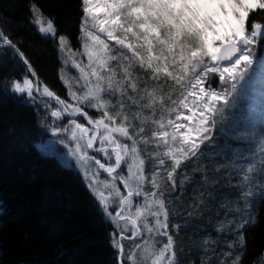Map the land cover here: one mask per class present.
I'll list each match as a JSON object with an SVG mask.
<instances>
[{
  "label": "rangeland",
  "instance_id": "374dc122",
  "mask_svg": "<svg viewBox=\"0 0 264 264\" xmlns=\"http://www.w3.org/2000/svg\"><path fill=\"white\" fill-rule=\"evenodd\" d=\"M104 3L105 0H99V10L95 11L96 20L92 21L89 18L87 30L91 31L93 35L99 36L108 45V48L103 50L102 55L117 57L115 60H108L106 68L100 67V62L96 57L93 58L92 64L89 66L84 44L87 43L90 48L94 47L97 49L101 48V46L93 45L92 40L84 35L81 31V20V24L78 27L80 39L77 36L72 38V35L69 37V35L62 32L57 33V36L67 38V44L63 50L60 48L58 39H53L50 36L46 37L37 30V35L45 37L47 45L56 54L57 68L53 75L47 76L48 78H43L36 72V75L33 76L29 72L27 65L18 56L13 57L12 50L8 49L7 46H0V70L5 71V74L11 73L12 75L3 81V85L9 86L8 91L10 90L11 97L16 98L19 106L26 107L30 111L32 109L35 111L36 117H38L37 123L39 124L38 130L40 133L37 136L34 149L45 159L54 158L55 160L53 161L57 168L63 169V167H67L63 170L69 171L73 175L76 174L80 179H77L78 183H80L87 195L96 202L97 210L100 214L99 217H96L99 222L97 224H100L106 233L108 232L107 234L111 241V245L109 246L108 244L112 256L110 258L113 260V264H118V250L113 247L110 234L117 230V226L113 223L114 211L120 210V197L125 196L127 192L124 184L119 179V175H124L128 179L129 184L133 188L136 187L135 177L129 178L125 167V162L130 161L132 157L131 154L125 156L121 167L112 176L100 169L95 162L97 159L106 166H115V154L112 152V148L115 145L104 141V146L110 147L106 148L108 155L106 156L99 151L100 140L103 135L108 134L107 130L103 127L97 130L88 122V118L85 115L80 113L73 114L72 108H81L84 113H87L88 117H100L101 111L91 107L89 100H84L90 89L98 83L96 77L92 76V71L96 70L97 75L107 77L111 74V70L115 69V79L122 81L124 67L128 65L130 59L132 60L135 65L132 79L138 85L137 91L132 92L128 88L127 96L121 97L119 93L112 96L107 110L114 115L117 111H121L117 101H123L125 105L123 111L128 116V120L124 121V117L121 115L117 117L116 123L112 126L129 127V131L136 142L139 158L145 162V180L139 186L143 194L140 196L134 194L131 205L123 206L121 214L126 218L119 220L117 234L119 235V232L122 231L125 237H132L133 232L139 229L138 234L132 240L125 241L123 239L119 241L124 247L125 257L127 258L129 255L133 257L132 260L125 259L124 264H154V261H156V264H166L170 253H165L163 259L156 260L159 251L166 244L167 236L161 234L163 230L157 231L154 227L156 217L150 215V212L157 209L149 207L152 200H163L164 202L165 200L177 198L179 187L184 188L186 184H191L195 180L193 189L203 192L200 201L201 212L203 213L204 211L206 217H210V222L207 224L212 226L211 229L214 228V232L219 238L228 229L234 228L236 231L239 227L240 213H237L235 209L237 207L243 209L245 193H252L248 200L252 204L255 216L264 211V195H261L264 192V172L260 171V161L264 158V82H262V78L257 72L247 82H238V90L233 93L230 91L229 85L222 84L219 81L218 74H209L213 81V87L217 91H228V103L217 105L218 111L213 118L215 124L211 127V131L205 134L209 138L200 144L196 156H193L190 160H184L177 169L175 174L177 186L173 190L171 182L167 179V170H170L172 160L164 153L170 146L176 149L180 148V136L178 135L177 141L173 142L171 141V135H169V143L166 145L163 141L152 138L151 133L164 130L171 133L172 131L167 126V120L175 118L176 112L171 111V109H179V104L174 105L172 100H177L178 102L181 98L182 90L174 85V82L164 72V68L167 67L168 71L179 75L180 65L179 63L173 64L171 54L166 51L161 56L163 46L155 42V38L151 33H147L149 38L153 40L152 51L149 53L148 44L143 39L146 34L144 30L138 26L133 28V31L140 37L138 40L132 33H124L122 29H117L113 35L119 39H124L126 44H132L134 50L138 53V57L143 56L145 58V68H140L138 57L132 58V53L129 49L116 45L114 40L107 38L106 32L100 31L102 22L109 20V17L105 15L107 9L104 7ZM250 18H255V14L250 13ZM46 21L47 19L43 20L45 26ZM39 26V24H36V27L39 28ZM102 26L106 29L115 27L110 23H103ZM209 38L211 39V37ZM255 54L258 59H264V41L256 45ZM149 56L159 57V59L152 60L153 65L160 68L158 79L150 78L152 76L151 70H145ZM209 59L205 58L206 61ZM73 62L79 64L80 69H83L84 73L87 74L86 78L82 77L78 68L72 66ZM32 63L34 64V61ZM18 64H21L25 70H22ZM226 65L227 62L221 64V68ZM253 67L258 68V63H254ZM2 74L1 76H3ZM24 78H28L32 82L31 97L27 93L14 92L10 85V81L18 80L22 82ZM45 87L54 92V97H48L44 94L43 89ZM147 92H152L155 98V103L151 107L144 106L148 104L150 99ZM128 96H132L136 103L129 100ZM161 96L163 97V104L160 103L159 98ZM58 99L63 100L64 103H59ZM194 99V97H191L188 102L191 103ZM201 103L197 101L196 106H201ZM12 106H14V103H12ZM179 110L183 111V109ZM53 112H59L60 115L53 116ZM134 113L139 114L138 119L133 118ZM161 117H163L165 124L164 129H161L156 123L160 121ZM106 122L111 124V121ZM176 123L188 124V121H176ZM77 124L87 128L88 132H82L76 127ZM140 127H143L145 131L137 135L136 133ZM180 132H185V129H180ZM94 135L96 140L93 142V148L88 149L86 147L87 141ZM111 135L115 140L127 143L129 148L131 147L132 141L124 140L118 133H111ZM0 136L4 135L0 134ZM193 136L195 138L194 132ZM144 138H148L149 143L146 144ZM85 154L86 159L82 160L80 157ZM121 154L123 155V152ZM160 160L164 161L163 166L159 165ZM250 165L256 168L254 173L247 171ZM184 170L186 173H184ZM132 171L135 173L136 169L133 168ZM153 172L158 173L156 176L158 187L153 186ZM245 176L251 177V179H245ZM114 177L116 178L114 179ZM113 179L117 182L119 180L121 184L118 183L122 185V188ZM188 179H190V182H187ZM93 180L95 183H92ZM218 188L231 190L234 197L227 199L220 190H217ZM117 190H119L120 195H117ZM96 191H102L109 198L111 204L109 212L113 213V217H106L101 210L98 200L94 196ZM152 192H156L157 196L153 197L151 195ZM138 209L141 211L139 217H137ZM165 209L168 211L166 205ZM160 219L163 220V216ZM132 220H136L135 226L131 223ZM169 220L172 219L169 218ZM229 221H233V223H228ZM145 223L152 227L153 231L149 232L144 226ZM217 229H220V231H217ZM242 230L244 231V229ZM193 233L195 234V231ZM206 239H209L208 235H205ZM213 247L214 244H204L198 247L201 253L198 258V264H201V260L205 256V248ZM222 248L223 251H227V247ZM219 254L212 258L211 262L214 264L219 263ZM233 258L231 257V260ZM224 259L229 261L228 257Z\"/></svg>",
  "mask_w": 264,
  "mask_h": 264
},
{
  "label": "snow or ice",
  "instance_id": "6c2138e0",
  "mask_svg": "<svg viewBox=\"0 0 264 264\" xmlns=\"http://www.w3.org/2000/svg\"><path fill=\"white\" fill-rule=\"evenodd\" d=\"M99 7V0H81V8L83 12L81 31L86 37L92 40L93 45H100L101 48H90L85 43L84 50L87 53L89 66H91L93 58L96 57L100 62L101 68H106L108 60L117 59L116 56L102 55L103 50L108 48V45L99 36L93 35L91 31L87 30L89 18L92 21L96 20L95 11ZM104 7L107 9L105 15L109 17V20L103 21L100 27L101 32L107 33L109 40H114L116 45H120L129 49L132 53V58H137L138 53L134 50L132 44H126L124 39H119L113 35L117 29H122L124 33H132L133 36L139 40L140 37L133 28L139 27L146 33L143 37L148 44L149 53L152 51L153 40L149 38L147 33H151L155 42L163 46L161 49V56L164 52L171 54L173 64L179 63L180 74L176 75L173 72L164 68L166 75L174 82L175 86L181 88V98L172 100V103L179 104L178 108H173L171 111L176 112L175 118H169L167 120V126L171 128V133L167 130L151 133L152 138L163 141L164 144H168V137L171 135V141L176 142L177 136H180L181 146L179 149L175 147H168L164 155L168 156L172 160L170 170H167V179L171 182V187L175 190L177 182L175 180V174L177 169L181 166L184 160H190L193 156L197 155V151L201 143L209 137L205 135L211 131V127L214 126V116L218 111L217 105L221 103H228V91H217L213 87V81L209 77V74H218L219 81L222 84L229 85L230 91L235 93L238 90V82H247L253 75L259 73L264 82V59H258L256 56V45L261 41H264V0H105ZM33 20L36 24H39L38 31L44 34L46 37L50 36L53 39L59 40L61 50L64 49L67 44V38L64 36H57L58 28L55 24V18L52 16L47 17L46 26L43 23V14L40 18L35 15L36 6H32ZM250 13L256 14L259 18H250ZM123 17V22H122ZM103 23H110L115 26L111 29H106L102 25ZM211 37V39L209 38ZM0 46H7L12 50L13 57L18 56L25 65L28 66L29 72L33 76L36 75L29 60L25 57V54L18 48V46L9 39L8 35L0 28ZM210 58L205 60V58ZM139 67L145 68V58L139 56ZM153 59H159V57L149 56L146 64V71L151 70L152 79H158L160 68L154 66ZM227 62L226 66L221 68V64ZM254 63H258L259 67L254 68ZM73 67L78 68L82 74V77L86 78L83 69H80L79 64L73 62ZM135 65L132 60H129L127 66L124 67L123 80H116L115 69L111 70V74L107 77L97 75V71H92V76H95L98 83L90 89L89 93L84 97V100L90 101V106L101 111L100 117H88L87 113H84L81 108H72L73 114L80 113L88 118V122L93 125L97 130L103 127L107 130L106 135H103L100 140L99 151L108 155L107 149L104 146V141H108L109 144H114L112 152L115 154V166H106L101 163L100 160H96V164L100 169H103L110 176L117 172V169L121 167L122 161L125 156L131 154V160L125 162L127 168L128 177H135L136 187L133 188L128 179L124 175H119V179L127 189L126 196L120 197L121 209L119 211L109 212L111 207L109 198L105 196L102 191L94 192V196L98 200L101 210L105 213L106 217H113V223L117 226V230L111 233L113 247L117 248V260L120 264H124L125 259L132 260L133 257L129 255L125 257L124 247L119 241L125 238H134L139 229L133 232L132 237H125L123 232L120 231L119 235V220L125 219L122 216L123 206L131 205L133 195L140 196L143 193L140 191V185L144 182L145 176V162L139 158L136 142L133 135L129 131V127L118 126L113 127L116 123L117 117L123 115L124 121L128 120V116L124 113L125 107L122 100L117 101L121 111H117L114 115L110 114L107 110L108 105L111 103V97L120 94L121 97L127 96V89L130 88L132 92H136L138 85L133 77V69ZM63 79V77H61ZM106 83V86H105ZM12 90L17 93H27L28 96H32V82L28 78H24L23 81L12 80L10 81ZM44 94L48 97H54V92L50 91L48 87L43 89ZM147 91V90H145ZM149 96L148 104L145 107H151L155 103V98L152 92H147ZM195 99L189 103V98ZM128 99L136 103V100L132 96H128ZM142 99V98H141ZM160 103L163 104V97L160 98ZM171 99V97H169ZM202 102L201 106H196V102ZM58 102L63 104V100ZM68 107V105H66ZM53 116H59V112H53ZM134 119L139 118L138 113L133 114ZM106 121H111L109 124ZM176 121H188V124L176 123ZM198 121V123H196ZM161 129L165 128L163 117L160 121H157ZM82 132H88V129L81 124L76 125ZM185 129V132L181 133L180 129ZM145 129L140 127L137 135L144 132ZM195 133V138L193 136ZM111 133H118L126 141H132L131 147L127 143H121L113 138ZM96 140V136H92L88 139L86 147L88 149L93 148V142ZM144 142L149 143L148 138H144ZM123 152V155L121 154ZM178 153V154H177ZM82 160L86 159V154L80 157ZM260 171L264 172V158L260 161ZM159 165L163 166L164 161L160 160ZM133 168L136 169L133 173ZM248 172H255L256 168L250 165L247 169ZM158 173L153 172L152 183L154 187H158L156 184V176ZM116 177H114L115 179ZM245 179H251V177L245 176ZM92 183H95L93 180ZM117 195H120L117 190ZM153 197L157 196L156 192H152ZM252 193H245V203L243 209L237 207L235 211L240 213L239 227L236 229L234 239L227 244V251H221L219 254V264H225L226 257H234L230 264H242L243 252L237 251V249H243L246 245L245 234L242 229L245 226L254 225L256 222L255 212L253 210L251 202L248 197ZM264 195V192L261 193ZM149 207H155L157 210L151 211L150 215L156 217L155 229L157 231L163 230L161 234L167 236V243L159 251L156 260L164 258L165 253H170V256L166 264H180V258L178 253L183 249L179 248L178 242L174 240L172 235L168 234L170 228L169 213L165 209L163 200H152ZM141 215V211L137 210V217ZM163 216V220L160 217ZM133 226L136 225V220L131 222ZM228 223H233L229 221ZM145 228L149 232L153 231V228L145 223ZM174 228H178L177 225H172ZM220 231V229H217ZM205 245L215 244L216 241L204 240ZM205 248V251H208ZM211 251L215 254V248ZM212 258H202L201 264H211ZM156 264V261H154Z\"/></svg>",
  "mask_w": 264,
  "mask_h": 264
},
{
  "label": "trees",
  "instance_id": "16d2710c",
  "mask_svg": "<svg viewBox=\"0 0 264 264\" xmlns=\"http://www.w3.org/2000/svg\"><path fill=\"white\" fill-rule=\"evenodd\" d=\"M33 5L37 18L52 16L58 32L80 39L81 0H0V28L33 70L46 78L57 68L56 54L45 37L37 35ZM10 76L0 70V134L4 135L0 136V264H113L108 232L97 224L96 202L76 174L57 168L54 158L45 159L36 152L38 117L11 97L9 86L3 85ZM194 182L179 187L177 198L164 201L172 219L168 234L183 249L178 253L180 264L199 263L198 247L204 245L205 235L216 243L215 254L208 248L204 258H214L236 232L230 228L219 238L211 229L210 217L200 208L203 192L193 189ZM217 190L227 199L234 197L231 190ZM244 234L246 245L237 249L243 252L242 264H264V211L256 214L255 224L244 228ZM228 260L225 264L231 257Z\"/></svg>",
  "mask_w": 264,
  "mask_h": 264
},
{
  "label": "water",
  "instance_id": "95a60500",
  "mask_svg": "<svg viewBox=\"0 0 264 264\" xmlns=\"http://www.w3.org/2000/svg\"><path fill=\"white\" fill-rule=\"evenodd\" d=\"M223 63H225V62H223ZM133 238H130L129 240H132ZM119 264H120V262H119Z\"/></svg>",
  "mask_w": 264,
  "mask_h": 264
},
{
  "label": "bare ground",
  "instance_id": "6f19581e",
  "mask_svg": "<svg viewBox=\"0 0 264 264\" xmlns=\"http://www.w3.org/2000/svg\"><path fill=\"white\" fill-rule=\"evenodd\" d=\"M99 10V8L96 9V11Z\"/></svg>",
  "mask_w": 264,
  "mask_h": 264
}]
</instances>
